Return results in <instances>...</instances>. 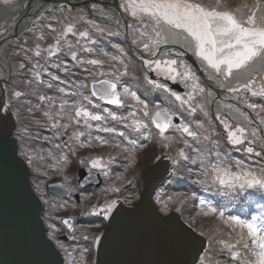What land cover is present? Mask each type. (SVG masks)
<instances>
[{
  "label": "snow or ice",
  "instance_id": "obj_1",
  "mask_svg": "<svg viewBox=\"0 0 264 264\" xmlns=\"http://www.w3.org/2000/svg\"><path fill=\"white\" fill-rule=\"evenodd\" d=\"M0 7L10 10L16 19L14 14L29 5L21 0H0ZM117 7L130 19L122 23L120 16L114 15L116 8L106 9L96 0H78L76 4L62 0L56 5L31 7L35 15L29 17L32 27L26 31L33 33L35 46L25 47L24 51L38 59L25 55L27 64L21 62L18 67L31 73L26 84L35 82L60 95L34 90L39 101L34 104L21 100L27 93L12 90L11 97L0 104V112L8 115L14 99L20 104L11 111L17 123L23 109L27 113L24 119L52 132L51 137L43 139L58 141L53 143L55 151L49 149L45 155L23 146L25 140L40 139L39 131L33 133L29 125L18 129L20 155L29 167L47 175L42 171L46 167L63 176V182L53 187L64 189L69 199L59 205L44 199L48 205L46 217L58 218L67 229L64 234L75 241L74 218L54 216L61 208H79L81 216L104 221L110 220L121 204L134 208L142 197L139 191H129L137 184L136 176L128 173L136 166L140 153L156 145L160 151L153 163L162 166L167 175L153 197L154 206L165 217L179 214L190 235L195 234L191 239L196 242L199 237V242L206 244L197 253L195 264H221L218 256H227L224 264H264V203L254 214L233 213V208L241 201L248 202L249 196L264 201V134L261 128L252 126L249 112L225 102L236 100L264 127V103L258 102L264 101V0H119ZM89 13L112 21L117 28L98 23L89 18ZM41 21L48 23L41 25ZM125 26L127 31H121ZM9 27L14 29L15 25L4 27L0 36H5ZM40 28L49 29L51 43L42 31L37 32ZM93 33L130 39L138 50L146 85L153 92L166 94L178 110L150 103L127 87L124 78L139 79L125 59L127 53L116 45V54L97 47L99 39ZM27 43L25 38L24 45ZM77 68L85 74L83 80H69L58 74L75 77L73 69ZM169 82L182 86L183 94ZM214 89L231 95L218 99ZM4 92L7 94V86ZM213 103L217 105L214 119L210 112ZM118 109H128L127 114ZM36 113L44 120L37 119ZM185 113L194 119H186ZM109 121L126 131L110 126ZM223 144L230 148L222 151ZM81 150L90 151L81 156ZM233 151L242 157H233ZM121 161L126 162L122 164L124 172L114 173L113 166ZM73 163L86 170L77 185L66 174ZM97 177L104 178V186L99 193L94 190L86 195L85 183H99ZM185 179L193 186L190 191L162 198L164 185ZM36 191L43 197L40 184ZM77 192L80 202L70 203ZM208 197H222L224 202L217 204ZM189 201L193 202L194 214L186 209ZM204 222H208L207 228ZM47 227L48 238L64 253L65 264H92L89 257L94 249L98 251L103 233L85 229L79 239L90 241V245L70 249L59 240L60 228L50 222Z\"/></svg>",
  "mask_w": 264,
  "mask_h": 264
},
{
  "label": "water",
  "instance_id": "obj_2",
  "mask_svg": "<svg viewBox=\"0 0 264 264\" xmlns=\"http://www.w3.org/2000/svg\"><path fill=\"white\" fill-rule=\"evenodd\" d=\"M115 7L119 10L117 6ZM16 34L3 39L0 49L13 36H17ZM189 62L198 69L194 61ZM150 75L154 76L151 73ZM199 75L208 83L203 73ZM169 84L174 90L183 93L180 85H173L170 82ZM3 88L4 82H0V104H3ZM214 90L219 99L225 98L221 97L219 89ZM225 101L249 112L236 100ZM249 115L252 116L253 124L261 128L255 116L250 112ZM14 129L13 116L0 112V264H64L60 252L48 239L42 217L44 202H41L43 200L36 191L35 184L34 188L32 187L30 171L18 155L17 142L13 137ZM148 174L149 171L143 178L142 198L138 205L129 208L121 204L108 220L96 253L95 264H195L197 253L205 244L199 242L201 239L199 237L196 242L191 239V235L195 234L190 235V230L183 220L178 218L179 214L172 213L165 217L156 210L153 194L157 186H161L162 173H159L155 165L151 168L147 182ZM85 176L86 170H79L78 183L83 181ZM96 179L99 183L96 181L85 183V189L100 187L102 180L100 177ZM57 184L60 183L49 185L47 194L61 200L68 199L64 189L53 187ZM75 198L78 200V195ZM68 217L74 218L76 227L79 215L65 218ZM64 228L66 229L65 226ZM62 239L67 240V236Z\"/></svg>",
  "mask_w": 264,
  "mask_h": 264
},
{
  "label": "trees",
  "instance_id": "obj_3",
  "mask_svg": "<svg viewBox=\"0 0 264 264\" xmlns=\"http://www.w3.org/2000/svg\"><path fill=\"white\" fill-rule=\"evenodd\" d=\"M30 0H23V3H29ZM104 3H108V4H118L119 0H100ZM22 2V0H21ZM24 8H21L18 12H16L14 15H16L17 13L23 11ZM58 15V13H57ZM13 17V14L10 10H6L3 7H0V25L1 24H5L9 19H11ZM41 25L48 23V21H41L40 22ZM25 27H27V24L25 25ZM32 27V26H31ZM44 29L46 32H50L49 29L47 28H42ZM38 31V30H37ZM93 35L97 36L99 39V44L97 45V47H102L104 50L109 51L113 54H116V48L114 47V45L119 46L121 48H123L125 50V52L128 54L129 58H130V69H134V68H139L142 67L141 61L133 56V54L131 53V50L128 47V44L125 43L124 41H122L119 37L116 36H99V34L97 33H93ZM17 38L18 41H17ZM17 38L11 40L9 43H7L1 50H0V78L3 80L4 82V87L7 86L8 88V92L6 94V98L5 100L7 101L10 97H11V93L12 90H19L22 91L21 89V84L20 80L21 78H24V70H20L18 65L20 63V61L18 59H21V56L24 52L25 47L27 48H34L35 44H34V36L33 33L25 31L22 34H20ZM27 38V45H24V39ZM47 42L51 43L52 39H51V35L48 36ZM44 43V42H42ZM21 50V51H20ZM19 53V55H16L15 53ZM30 55H32V59L35 60L36 57L31 54L32 52H28ZM81 55H87L84 53H81ZM53 59H56L53 57ZM65 59H67L65 57ZM126 59V58H125ZM22 60V59H21ZM128 61V60H127ZM132 61V62H131ZM41 63H43V61H40ZM129 62V61H128ZM51 71L55 72L56 69H50ZM73 71H75L77 73V75L75 77H71L70 75L68 77H65L64 73H58L59 75H61L62 78H66L69 80H83L84 78V73L81 72L80 69H73ZM141 72H142V68H141ZM23 74V75H22ZM199 74V73H198ZM137 77H139V79H132L131 77H128L124 80V83L131 89L134 90L138 93V95L141 96V98L147 99L150 103H159L162 106H167L172 110H178L177 105L175 102H173L170 98H168L166 96V94L160 93V92H153L150 87L148 85H146V83L143 80V76H139L136 75ZM29 77V76H28ZM31 79V78H29ZM45 79H47V77H45ZM35 84V87L33 88H27L25 91V93H27L26 96L21 97V100H30L32 101V103H39L38 100H36L35 96L33 95V91L37 90L40 93H47L49 95H60L59 93H55L52 90H49L45 87H43L42 85L38 86L36 85L35 82H33ZM32 83V84H33ZM55 83V82H54ZM17 87V88H16ZM30 89V91H29ZM185 91V90H184ZM23 92V91H22ZM69 99H75L74 97H69ZM250 99H255V98H251ZM261 103H264V101H258ZM227 103V102H226ZM20 107V104L18 101L16 100H12V108L9 110V114H11V111L15 110V108ZM217 109V105L215 103H213L212 105H210V112L212 114V117L214 119L215 116V112ZM248 110V109H247ZM117 111H123L124 114L127 113L128 109H123V110H117ZM222 112H226L227 110L225 109H221ZM249 111V110H248ZM22 115H21V120L19 123H17V120L15 117H13L15 119V129H14V134L13 137L17 142V147H18V155L19 157L26 163L29 171H30V175H31V185L34 188L33 184L35 181L42 183V186L46 188L47 184L53 181H61L63 182V180H61L58 177V173H56L54 170L52 169H48V168H43V172L48 173L46 176H42V174L36 172L33 170L32 167H29V165L27 164V162L21 157L20 152H21V148H22V143L21 140L18 139V129L23 126V125H29L31 127V130L33 133L39 131L40 133V139H32V140H25L24 145L25 147H28L29 149L32 150H39L41 152H43L45 155L47 154V151L49 149H53V143L54 142H58V141H50V140H45L43 139V137L48 136L51 137L52 136V132L45 130L44 128H38L33 122H31L30 120L24 119V116H27V113L23 112V109H21ZM199 119L203 120L204 117L202 116V114H197ZM186 119H194L193 117H188L187 114H184ZM36 118L40 119V120H44V118L42 117V115L40 113H36ZM218 124V122H216ZM253 126V125H252ZM254 127V126H253ZM222 131V128L220 129ZM100 135L105 136L106 138L109 137V134L106 133H101ZM152 145H149L148 148H150ZM148 148L144 149L140 154V157L138 159V164L140 162V159L144 156L143 154L146 153V151L148 150ZM222 151H226L228 148H230L229 145L227 144H223L221 146ZM54 150V149H53ZM102 149H96V151H101ZM55 151V150H54ZM88 151L90 150H81L80 151V155H87ZM152 154V153H151ZM243 154L238 153L233 151L232 152V156L235 158H241ZM72 159H76L75 157H72ZM49 163L51 161H48ZM153 165V164H152ZM151 165H149L150 167ZM148 168V166H144V171L142 172L140 169L138 170V174L136 175V184L138 187L139 192L142 189V176L145 173L146 169ZM80 170L79 164L78 166H76L70 173V178L72 181L73 185H77V174L78 171ZM121 168H119L117 165L114 166V171H120ZM103 179V184L101 187L104 186V178ZM162 186V185H161ZM192 185H190L188 183V181L185 180H177L176 182H174L173 184L170 185H164V193L162 198H166L168 195H171L173 193H178V192H187L190 191L192 189ZM160 187H158L155 190L154 196L156 194V191L159 190ZM35 191V189H33ZM96 191L97 193L99 192V189H95V188H88L86 189L85 194L86 195H90L93 193V191ZM81 191H85L82 190ZM197 191L199 192V190L197 189ZM36 192V191H35ZM44 193V192H43ZM78 194L80 197V192L74 193L72 200L70 201V203H79L76 202V200L74 199V195ZM38 195V194H37ZM200 195H205L204 193H200ZM153 196V197H154ZM40 197L42 198L41 202H44V199H47L49 201V204H62L64 201L61 200H57L55 198L52 197H47L46 194L44 193L43 197L40 195ZM210 199H212L215 203L217 204H222L224 202V198L222 197H208ZM94 201V200H93ZM192 203L191 201L188 202V204L186 205V209H191L192 208ZM264 203V201H260L257 196L252 195L248 197V202H244L241 201L239 204H237L234 208H233V213H249L251 212L252 214L255 213L256 209L258 208V206ZM45 204V203H44ZM44 204L42 203L43 206V215L42 217L45 219H43L44 225L47 229V233L49 231L48 227H47V223H53L55 224L58 228L61 229V234L59 235V240L64 243L66 246H68L70 249L75 247V248H84L90 245V241H83L82 239H79V233L81 231H84L85 229H87L89 232L91 233H103L104 229L106 228L107 225V221H104L102 218L100 217H86V216H81L80 213V209L79 208H71V207H67V208H62L60 209L59 213H64L65 216L67 215H80L81 220H80V225L77 226V240H72L69 238V240L67 242L61 240V236L64 235L65 233V229L63 227V225L60 223V220L58 218L56 219H49L46 217V211L48 209L45 208ZM45 208V209H44ZM193 209V208H192ZM65 210V211H64ZM193 214L195 213V210L193 209L191 211ZM56 214V213H55ZM54 214V216H56ZM187 215V211L185 213ZM57 217V216H56ZM46 223V224H45ZM100 225L99 228L95 227V225ZM48 236V234H47ZM49 239V238H48ZM53 242V241H52ZM54 243V242H53ZM55 247L57 248V250L60 252L63 260H64V264H65V259H64V253L62 252L61 249H59L56 244L54 243ZM95 254H96V250L94 249L92 254L90 255V259H92V264H95ZM92 257V258H91ZM217 259L220 260L221 264H224V261L227 260V256H218Z\"/></svg>",
  "mask_w": 264,
  "mask_h": 264
},
{
  "label": "rangeland",
  "instance_id": "obj_4",
  "mask_svg": "<svg viewBox=\"0 0 264 264\" xmlns=\"http://www.w3.org/2000/svg\"><path fill=\"white\" fill-rule=\"evenodd\" d=\"M78 1V0H77ZM79 1H83L84 2V0H79ZM112 1V0H111ZM70 2H72V3H74V4H76L75 3V1L74 0H71ZM96 2H98V0H96ZM22 3H23V0H22ZM23 11H21V12H19V13H17L16 15H18V14H20V13H22ZM89 18H94V19H96L97 20V22L98 23H100V24H102V25H108V26H111L114 30L116 29L115 27H113L112 25H110L109 23H107V22H100V20H103L99 15H96V16H92V14L91 13H89ZM12 19V18H11ZM11 19H9L5 24H1L0 25V30H3V28L4 27H6L7 25H8V23H9V21L11 20ZM104 21H106V20H104ZM108 21V20H107ZM83 27H87V25H82ZM31 27V26H30ZM23 30V29H22ZM38 31L37 32H40V31H42L47 37L48 36H50L51 35V33L50 32H46L44 29H42V28H40V29H37ZM26 30H24V32H25ZM125 31V30H124ZM21 33V31L19 32V33H17L16 35H18V34H20ZM116 37H120V38H122L123 39V37L124 36H116ZM13 39H15V38H17V37H12ZM71 38V37H70ZM13 39H11V40H13ZM11 40H9V42L11 41ZM8 42V43H9ZM47 43H49V42H47ZM129 47V49L131 50V53H132V51H133V56H137L138 55V50L135 48V46H133L132 44H131V46H128ZM22 50H24V49H22ZM137 50V51H136ZM21 51V50H20ZM31 54H33V53H31ZM25 55H27V56H29V57H32V55H30L28 52L26 53L25 51L23 52V54H22V56H21V59H18L19 61H20V63L21 62H24V63H26L27 64V61H25L24 60V56ZM55 58V57H54ZM126 58V60H128L129 62L128 63H130V58H129V56H128V54H127V56L125 57ZM36 59H38V58H36ZM35 59V60H36ZM43 61V60H42ZM132 62V61H131ZM28 67H30V65H28ZM141 68L142 67H139V68H134V69H131V71H133V72H135V74L136 75H139V76H143V72H144V70H143V68H142V72H141ZM23 75V74H22ZM154 75V74H153ZM29 76V77H28ZM29 78H31V73L30 72H28L27 71V68L26 69H24V78H21V79H19L20 80V83H19V85L21 84V90L23 91V92H25L24 90H26L27 88H33V87H35V84L33 83V84H31V85H29V84H26L25 83V81L26 80H29ZM126 78H128V77H126ZM126 78H124V80L126 79ZM0 80H2L1 78H0ZM126 85V84H125ZM127 86V85H126ZM128 87V86H127ZM17 88V87H16ZM29 91H30V89H29ZM111 108H113L112 106H111ZM127 114V113H126ZM109 125L110 126H116L117 128H119L120 130H125V129H123V127L121 126V125H118V124H116V122H114V121H109ZM126 131V130H125ZM101 151H108L107 149H102ZM159 151H160V149H159V147L158 146H156V145H152L150 148H148V150L146 151V153H144L143 155V157L140 159V162H139V164H138V161H137V164H136V166L134 167V168H132L130 171H129V175H137L138 174V170L140 169L142 172L144 171V166H148V168L146 169V171H145V173L143 174V176H142V189H141V191H140V194H142V191H143V178H144V176L147 174V172L149 171V174H148V176H147V182H148V178H149V175H150V171H151V168L153 167V166H155V164L153 163V159H154V155L155 154H158L159 153ZM152 153V154H151ZM141 155V154H140ZM140 155H139V157H140ZM139 159V158H138ZM76 159H74L73 161H75ZM123 163H126L125 161H121V164L120 165H117L119 168H121V170L120 171H114V173H121V172H124V168L122 167V164ZM165 163H167V162H165ZM153 164V165H152ZM149 165H151L150 167H149ZM76 166H78V163H73L72 165H70V167L66 170V174H68L69 176H70V173H71V171L76 167ZM115 166V165H114ZM113 166V167H114ZM158 167V166H157ZM158 170H159V173H162V175H161V180L162 179H164L165 178V176L167 175V173H166V171H165V169L163 170V167L162 166H159L158 167ZM44 174H42V176H43ZM44 176H46V175H44ZM58 177L61 179V180H63V176H61V175H59L58 174ZM101 179H102V177H100ZM78 180H79V178L77 177V184H78ZM102 182H103V179H102ZM55 183H62L61 181H53V182H50V183H48L47 184V186H46V188L45 187H43L42 186V183H39V182H37V181H35L34 182V184H35V186L37 185V184H40L41 185V187H42V190H43V192L46 194V196L47 197H52V196H49L47 193H48V187H49V185H52V184H55ZM158 187H161V186H158ZM101 188V186L100 187H98V188H95V189H100ZM129 191L130 192H136V191H139L138 190V187H136L135 189H129ZM99 193V192H98ZM128 193H124L123 195H127ZM92 199L93 200H95L96 199V197L95 196H93L92 197ZM121 199H123V196H121ZM62 201H66V200H62ZM140 201V200H139ZM139 201H136L135 202V205H138V202ZM44 206H45V208L46 209H48V205H46V204H44ZM44 208V209H45ZM62 209V208H61ZM63 210V209H62ZM193 209L191 208V209H188V211H192ZM65 211V210H64ZM59 212H61V211H59ZM59 212H56V216L57 217H64L65 215H64V213H59ZM76 215V214H75ZM67 216H69V215H67ZM198 223H199V220H198ZM80 225V224H79ZM204 226L207 228L208 226H209V224H208V222H204ZM104 231H105V229H104ZM104 231H103V233H104ZM61 234V233H60ZM65 242H67V241H65ZM95 256H96V254H95ZM92 258V257H91ZM90 259V258H89ZM91 260V262H92V259H90Z\"/></svg>",
  "mask_w": 264,
  "mask_h": 264
},
{
  "label": "bare ground",
  "instance_id": "obj_5",
  "mask_svg": "<svg viewBox=\"0 0 264 264\" xmlns=\"http://www.w3.org/2000/svg\"><path fill=\"white\" fill-rule=\"evenodd\" d=\"M61 1L62 0H30L28 3L29 7L27 9H24V11L21 14L15 16L16 19L10 20V22L8 23L7 26L14 24L15 28L13 29L12 27H9L8 32L5 33V36H0V44H1L2 40L5 39V37L8 38V37H10L16 33H19L20 31H22L24 25L27 22H31L29 17L31 16L34 18V15H35L31 11V7L33 5H35V4H44L45 6L56 5V4L60 3ZM108 8H116V7L107 6L106 9H108ZM117 14L120 16L122 23L130 19L129 17H126L125 15L121 14V12L116 9V13H114V15H117ZM100 22H104V23L107 22L110 25H112L113 27L117 28V25H115L112 21L100 20ZM125 28H126V26H125ZM120 30L123 31L124 28H121ZM220 95H221V97L228 96L226 93H220ZM4 96H5V93H4ZM261 134H264V127L261 128ZM102 184H103V182H102Z\"/></svg>",
  "mask_w": 264,
  "mask_h": 264
},
{
  "label": "clouds",
  "instance_id": "obj_6",
  "mask_svg": "<svg viewBox=\"0 0 264 264\" xmlns=\"http://www.w3.org/2000/svg\"><path fill=\"white\" fill-rule=\"evenodd\" d=\"M98 2H101V3H104V2H102V1H100V0H98ZM106 5H108V3L106 4ZM112 6H117L116 4H111ZM81 170V169H80ZM79 172V171H78ZM77 177H78V174H77ZM158 187V186H157ZM76 195H78V194H76ZM76 195H74V199L76 200V202H80V197H79V195H78V200L75 198V196ZM52 198H55V197H52ZM55 199H57V198H55ZM69 199V198H68ZM68 199H63V200H68ZM57 200H61V199H57ZM62 201V200H61ZM69 216H76V215H69ZM65 217H67V216H64L63 218H65ZM79 217H80V215H79ZM80 220H81V217L79 218V223L76 225V229H77V226L80 224ZM107 223H108V221H107ZM63 227H64V225H63ZM106 227H107V225H106ZM65 229V228H64ZM106 229V228H105ZM65 232H67L66 231V229H65ZM77 233V232H76ZM64 236H67V235H62L60 238H61V240H63L62 239V237H64ZM69 240V236H67V240H63V241H68ZM96 253H97V250H96ZM95 263H96V256H95Z\"/></svg>",
  "mask_w": 264,
  "mask_h": 264
}]
</instances>
